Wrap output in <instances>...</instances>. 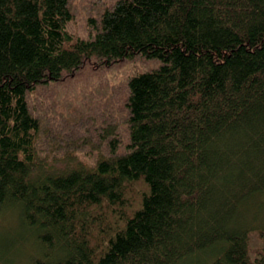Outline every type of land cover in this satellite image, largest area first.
Masks as SVG:
<instances>
[{"label": "trees", "instance_id": "obj_1", "mask_svg": "<svg viewBox=\"0 0 264 264\" xmlns=\"http://www.w3.org/2000/svg\"><path fill=\"white\" fill-rule=\"evenodd\" d=\"M69 0H0L4 264H264V0H119L95 34ZM162 65L129 81L128 143L56 172L28 94L93 58Z\"/></svg>", "mask_w": 264, "mask_h": 264}, {"label": "rangeland", "instance_id": "obj_2", "mask_svg": "<svg viewBox=\"0 0 264 264\" xmlns=\"http://www.w3.org/2000/svg\"><path fill=\"white\" fill-rule=\"evenodd\" d=\"M119 0H69L73 20L68 30L83 39L95 34L102 13ZM162 65L160 59L137 55L111 64L93 58L81 69L58 82L40 85L28 94L32 113L40 120L41 138L38 153L52 171L71 164H92L99 153L109 154L107 141L100 135L112 125L119 135L120 151L128 143L129 81L138 73L153 71ZM71 162V164H70ZM14 211L0 214V235H11L19 226ZM18 257L17 264L23 263ZM4 259L0 264H4Z\"/></svg>", "mask_w": 264, "mask_h": 264}]
</instances>
